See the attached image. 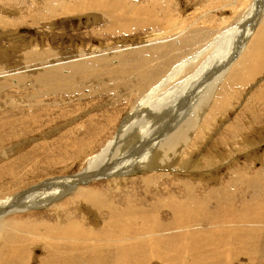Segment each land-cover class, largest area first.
Returning <instances> with one entry per match:
<instances>
[{"label": "rangeland", "instance_id": "rangeland-1", "mask_svg": "<svg viewBox=\"0 0 264 264\" xmlns=\"http://www.w3.org/2000/svg\"><path fill=\"white\" fill-rule=\"evenodd\" d=\"M36 1L37 0H32V1H29V0H18V1L17 0H5V1L0 0L1 2L0 3V14H1L0 16V70H2L3 73L6 72L0 75V82L1 80H3L5 76L9 75V73L18 74V75L19 73L22 74L20 76L14 77V80L22 87V93H21L20 98L18 99V102L16 101V98H17L15 96L16 93H12L10 91L11 89L10 85L8 84V86L6 87L0 84V123L4 125V126L0 125V167L5 166L7 164H12L13 172L15 171L14 172L15 176L18 178V179L17 178L15 179L19 180V181H15V180L11 181L8 177H5L4 175L0 173L1 178H2L0 179V195H1L0 205H2L3 202H4L3 205L7 202L9 205V203L11 204L12 200L17 198V200L19 201L21 200L20 202L26 209L29 208L27 212H12V211L8 212L7 215H5L3 219L5 224H9L13 222L21 223V222H26V221H32L34 219L36 220L42 219L43 222L47 223L56 216L55 212L61 213L63 211V208H62L63 206H66V207L72 206L75 201L74 197L77 198L78 194L80 192H84V190L85 191L89 190L92 192H104L107 189H109V192L106 194L107 196L103 195L107 199H110L112 197V194L119 195V193L123 194L127 191H131L132 189L135 190L136 192H139L142 188L140 184L141 182L140 178L142 177L155 178L158 176L164 177L167 175L168 177H175V178L180 177V178L185 179V183H181V184H189V183L199 182L200 180H204L207 188H214V187L217 188L218 187L219 189H225L229 187V184L232 183L231 187L223 192L224 201H221V203L219 204H215V201H213L212 203H209V201L189 200L185 198H180V200L184 201L189 206L196 205L199 203L203 204L207 207V210L203 212L204 220L201 221L198 215H194L192 218L194 226L188 229H183L180 227L177 232H175L176 227L189 222L188 216L181 213L182 212L181 210H180L181 212L177 211L175 208L171 210L172 211V216H171L170 212L164 208V203L170 199L168 196V192H165L163 188H157L151 195L153 197V203L155 207V212L153 213L155 223L146 230H137L135 232L129 231L125 233L124 236L126 238H129L131 237V235H134L141 240H150L154 243V246L152 247L154 251L153 257L150 259L140 260L139 264H172L173 260H179L187 264H203L204 262L199 259V253L201 251L204 252V260L206 261L207 264H236L233 259L238 256L233 257V258L225 256L223 254L224 252L223 248L218 246L214 238L217 235V233L221 230V227H222L221 221H224V222L226 221V222L233 223L234 225H237L233 227L242 228L244 225H246L243 227V229L247 231V228H248L247 226H250L253 223L255 224L256 222H260L262 221L261 219H264V115H263L264 114V109H263L264 97L260 98L261 94L262 96H264L263 95L264 89L261 88V85L264 82V72H261V74L257 77V79L253 80V82L250 83V85H247L242 90V92H240V94L237 96V99L235 101H232L228 109L223 113L224 115L221 114L219 116H216L213 119L215 121L214 122L212 121L209 123L210 128H208V130L206 131H203L204 134L203 133L199 134V138L203 136V140L198 141L199 142L197 144L198 148L195 149L190 159H187L185 161H180L176 156H172L171 154L166 160L162 157L157 161L158 157L154 159L153 156L155 155V153L153 154L151 153V152H155L156 150L155 147H153L154 144L146 142L145 146L142 145L141 142H143L142 141L143 139H141V136L137 135L139 137L136 136V138H134L135 141L132 143V145L128 149L129 153H125L126 155L125 154L123 155L122 151H118L115 154L116 156L114 155L115 156L113 157L114 159L111 160V161L115 160L113 161L114 165H118L120 167V168L118 167L120 170L118 169L116 170L115 175L102 176V178H100L101 180L92 179L89 183H86L87 185L84 183L83 184L81 183L82 185L81 184L77 185L79 190L77 189L78 191H75V193L77 192L76 194L74 192L73 193H61L60 195L57 196V198L53 199L54 203H51L50 205L46 206V208L45 206H42V207L36 206V208L28 207V204L24 202L26 199L24 198V196L28 193L30 194L32 190L38 187H41L42 190L45 191L47 184L52 185L53 188H61V185L59 183H62V182L63 183L65 182L63 186L68 185L67 182L70 177H72L73 175L74 176L78 175L85 170V168L87 167L88 158L98 156L100 153L104 151L105 146L108 145L110 142L111 143L114 142L115 144L117 143L121 145L122 139L120 140L118 138L121 137V134L119 132V127L122 124V122H124L126 118H130L131 115L136 112V110L141 108L140 103L146 101V103L148 102L147 104L150 105L154 103V101H156L155 102L156 103L155 106H156L158 103L161 102L159 99L156 100L155 96H151L147 93H150L151 90L157 88L166 80V77L163 76L165 73L166 74L168 73L167 75H169L174 67L176 68L180 67L179 65L182 63L183 58L186 59L185 61L187 62L188 61L187 59L189 58L191 59L192 56H195L196 54L203 52V50L206 48H211L208 51V53L205 54L204 56L201 55L197 57L196 60L189 62L188 63L189 66H187V68L185 69L186 71L183 70L182 75H180L181 79L179 78L178 80L177 79L173 80L170 83V85L166 87V90L168 89L171 90L173 87H175L179 83L184 82L187 79V77L194 74V71H196L197 67L198 68L204 67V65L207 66V64L213 65L215 63L217 64L219 61H223V66L221 68H217L216 64L212 66L211 73L207 77L208 79L212 77L213 73H219L220 71L225 69L228 65L227 61L229 59L228 58L222 59L220 57L222 53L219 52L220 46L218 45H220V43L221 44L226 43L227 45L229 44L228 46L230 49L228 51L229 52L228 55L232 54L231 57H233L236 51V48H237L236 45L239 42L241 43L242 41H245L247 39H248L247 42H249V40L253 38L254 34L256 33L255 30H257V27L259 26V24H261V22L263 23L264 21L263 18L260 19L261 17H264L261 12L264 8V0H244V5L242 8L235 7L234 9H231V6L228 3L225 4L223 0H212V1L211 0H171L169 4L170 8L168 10L171 12H175L173 15H178L179 13L181 15L177 19L176 17H173V20L171 21L172 23L173 21L175 22V24L173 25L178 26L180 20L185 19L187 20L186 29L189 28V26H191L193 29L191 28L187 30L185 29L183 33L182 31L178 33L177 31L174 32L173 30H171L170 36L172 40H169L168 43H171V44L173 43L172 45L171 44L169 45V48L170 50L173 49L174 51L168 50L166 52L160 50L159 47H161V45L159 44L160 43L159 40L157 41L153 40L154 38L152 37V35L155 34L157 25L153 26L155 29V32H152L146 29L140 30L141 28L139 27V24H137L139 21H144L145 19L146 20L154 19V18H149V17H152V15L146 18L145 16H142V15L130 16L129 21L130 23L131 22L132 23L131 25L129 24V22L127 23L128 26L126 25L127 27V28L125 27L126 30L122 31L121 28H117L116 31L110 30L108 33V31L107 32L105 31V23L108 21H111L109 16L101 10L95 14H90V16L87 15L86 7H85L86 0H57L56 2H49L51 3L49 4L50 11L45 10V9L37 10L36 6L31 7L30 4L34 2L38 4L47 2V0H38L37 2ZM147 1L148 0H123L124 3L129 2L133 4H138V5L142 3V6H143L142 8H146L144 6ZM230 1H233V0H230ZM11 3H13V5ZM250 4L251 6L249 7ZM210 5H212L213 7ZM224 5L225 6L227 5L228 7L227 6L225 7ZM67 7H70L68 8L69 11ZM61 9L63 10L62 12H60ZM219 11H221V14L223 13L222 16ZM20 12L22 13L20 14ZM56 12L58 13V16ZM60 13L61 14L63 13V16H61ZM210 14L212 15L210 16ZM30 16L33 18L31 19ZM72 16H75V17H72ZM215 16L217 19L215 18ZM210 17L212 19H209ZM3 18H7L9 20H16V19L21 18L20 20L21 21L23 20L22 21L23 23L20 21V23H18L20 25L15 24L11 27H8V26L3 25L2 23ZM34 18L35 19L39 18L38 19L39 23L33 25L34 23L33 21H35ZM138 18H139V21H137ZM192 18H194V20ZM229 18L230 20H232L231 22ZM210 21L212 22V24ZM48 22L50 24H48ZM117 23H119L118 25H122L124 23V20H120ZM220 23H222L223 25ZM254 23L256 25L255 28L253 25ZM256 23L257 24L259 23V24L257 25ZM195 25L197 26L195 27ZM243 26L246 28L245 30H243L244 28ZM133 27L134 29H132ZM203 29L204 30L208 29V30L204 31ZM213 29L215 32L213 31ZM89 30H94V32L87 33ZM2 33L4 34L2 35ZM211 33L212 34L214 33V34L212 35ZM235 34H237L238 36ZM239 35L241 36V38ZM102 36H104L106 39H104V37ZM174 37H177V39H174ZM216 39L220 41L216 42ZM24 41L26 42V45ZM33 43L40 45V49L43 48L45 50H49L50 55H56L54 58L55 61L50 62V64L46 63L44 65V68L42 66L41 68H35L33 70L23 69L22 64L20 63V61H18L19 59L17 60V57L19 55L17 56V54L15 55L14 53H16V51L17 53H19L18 51L21 46L23 47L25 51L28 49H31V44ZM13 45H17L18 48L17 46H13ZM153 45L156 47H153ZM214 45L215 47H213ZM233 45L235 47L233 51L230 52ZM179 46L181 47L179 48ZM152 48H156L157 50H159L158 53L156 52L152 53L150 52V50H148ZM14 49L15 50L17 49V50L14 51ZM216 50L219 53H217ZM21 51H23L22 48L20 52ZM180 51L183 54L186 53L185 54L186 56L184 57L183 54H180L181 53ZM176 52H178L179 54L177 55ZM212 53L213 54L216 53L215 54L216 59L219 54L217 62L211 61L209 59L213 55ZM158 54H159V57H158ZM126 55H131L127 58L128 60L123 59V56H126ZM141 56L144 57L145 59L155 58L156 56L157 58H160V60L158 59L155 63H153L154 67L156 65V69L151 70L150 75L148 74L147 67L144 64H140L139 62H133L138 59L136 57H141ZM172 56L173 57L175 56L174 57L175 60H173ZM177 56L179 59L177 58ZM15 58L17 61L14 60ZM81 59H87L84 62L91 64V65L95 64L98 59L108 60L106 61L107 63L106 62L99 63V65L102 66V68L99 67L98 64H96V66L98 67V70H103V73L101 76L102 80H103V77H105L106 75L110 73L109 70L111 68H119L126 61L132 60V62L134 63V66L128 70H123L119 74H115V75H118V78H117L118 80H116L117 82L116 81L114 82V79H116V77L112 78V80L109 79L111 83L105 82V81L104 83L100 81L97 82L96 80L93 81L90 78L91 80L89 79V85H88V82L84 85L81 82L78 84L80 88L78 91L71 90L70 87L64 86L63 89L67 93V98L65 96L59 97V95L57 94L55 96L51 94L53 96L52 98L49 94L48 95L45 94L40 100H33L34 109L28 106V103H26L25 101V93L27 94L28 92H25L24 84H30L32 86H40L45 89V85L42 82L37 81L34 78H32L33 74L37 72V74L33 75V77H35L36 75H38V73H41L42 70L43 71L47 69L49 70L50 68H53L56 65H58V69L59 68L63 69L62 74H60L61 71L59 70V79L61 80L60 77H63V76H70V79L75 78V80H73L74 82L70 81L71 84L72 83L76 84V81L79 78V75H76L75 77L72 74L71 75L73 77L69 75L70 67H72L73 65L79 64V62H81L79 60ZM251 60L257 61L258 63L264 66V57L263 58L254 57ZM15 62H16V65L14 64ZM158 62H161V63L158 64ZM126 63H129V62H126ZM163 66L166 68L165 71H164ZM45 67L46 68L48 67V68L46 69ZM261 70L263 71L264 68H262ZM152 73H153V76H152ZM155 74L156 75L161 74V75L158 78H156L157 76ZM27 75L30 76L31 78L30 79L24 78ZM162 76H163V79H161L156 85L152 86ZM259 80H261L262 82L259 85H255L256 82ZM112 82L114 84H112ZM126 82L128 83L124 85ZM59 83L60 82H58V84ZM108 83H110L111 85L109 86ZM106 84L108 85V88L104 90L106 88ZM116 86H119V87H116ZM88 87H90L91 89ZM253 87H254V90H253ZM135 89L137 91L139 90L140 92L139 91L137 92ZM144 89L146 91H144ZM248 91H249V94H247ZM194 92L195 90H193V93ZM90 93H92L93 95L92 94L90 95ZM142 93L144 97L146 98V100L145 98H143ZM186 96L187 95L184 93L185 99H186ZM194 98H195V94H193L190 97L189 101L187 102L189 105L187 106H190V105L192 106ZM133 99L134 101H132ZM180 99L182 100V97ZM64 100L68 104L63 103L62 101ZM247 100H250V101H247ZM53 102L55 103V105ZM64 104H66L67 107L70 108L68 113L62 107H58L56 109H53V108L48 109L49 105H52L53 107H57L60 105L66 106ZM249 104L252 106H250ZM11 105L18 108V114L11 115L8 113V110L9 108H11ZM109 109L111 111H109ZM146 109H148V107L147 108L145 107L142 109V114H144V112L146 113ZM255 109H258V110H255ZM59 113H61L62 116L65 117V119L67 120L65 121L64 118H61ZM34 114H37L40 116H42L43 114H49L50 116L43 117V123L41 124H38L39 122L37 121L35 127H25L24 122L21 120V118L29 117ZM201 115L202 114H199L198 116L199 120L200 121L206 120V118L203 119L204 116L203 115L201 116ZM112 116H114L117 119H115ZM51 118L52 119L54 118L56 121L54 123H50L52 122ZM158 118H159V114L155 113L152 116L151 120L157 121ZM217 118L219 120H216ZM110 119H113V120H110ZM137 119H139L138 114H136V116L131 121L130 120L129 121L134 122ZM146 120L147 119L140 118V120L138 121L139 126L146 123ZM200 121H197V122L199 123ZM165 124L162 123L153 131L160 133ZM107 126L110 129L107 128ZM107 133H109L110 135ZM136 134L137 132H135V128H133L131 131L128 132V135L125 136L124 138L131 136V135L134 136ZM107 137L108 138L110 137V139H108ZM244 137L246 138L248 137L247 138L248 140L247 139L245 140ZM139 138L141 141L139 140ZM186 138L189 140H193V139H197L198 137L194 135H190V136H187ZM242 138H244V141H242L243 140ZM156 142H159V140ZM36 144L37 145L47 144L48 150L50 152L48 151L46 155H44L45 153L34 154L33 156L31 155V158L26 161L21 160L22 158L21 154L25 156L26 154L30 153L33 146L34 145L37 146ZM72 145L74 146L72 148L73 150H70ZM118 147L120 146L118 145ZM116 148L113 145L109 149L110 151L107 152V155L104 158L102 167H100L102 168L100 169L101 171L100 173L102 175H105V172H106L105 162L108 160L109 156L111 155L110 153H113ZM144 148H145V151H142L144 150ZM58 150H62V152L60 151L57 152ZM81 153L83 154L81 155ZM43 155L45 158H43ZM122 155H123V158H122ZM148 155L150 156V159L152 160L154 159V161L150 163L148 160L149 163L146 162L147 163L146 164L144 163V157ZM135 158H137L138 160V162L137 161L136 162L138 163L139 167H135V165H132L131 161ZM111 161L108 163V165L113 163ZM164 162H168V163L165 165ZM93 173L99 175L98 169H97V172H93ZM144 173L146 174V176L144 175ZM212 177L216 179L213 180ZM127 179L129 182L127 181ZM120 180L122 182H128V183H122V185H120V191H118V187L114 183L116 181L119 182ZM169 185H170V182L167 183L168 187ZM29 189L31 191H29ZM244 192H247L249 197L247 198L241 197L240 195ZM2 194L4 197L2 196ZM20 194L21 196L23 195L24 196L23 198L19 199V197H21L19 196ZM11 198H14V199H11ZM221 200H223V198ZM253 201H255L254 202L255 205L251 203ZM246 203H248L247 205L249 208L247 207ZM213 205H214V208H212ZM31 209H33L34 211ZM247 211H249L250 213H248ZM227 212L229 213L227 214ZM240 215L243 217H241ZM252 215H255L254 219ZM34 216H39L40 218L38 219ZM260 217L262 218L258 220V218ZM63 218L70 219L78 225L77 234L75 235L78 238H72L75 240H79L83 236L84 237L86 236L85 230L79 227L80 224L90 221V220H91L90 223L94 222L93 220L94 216L91 213H84L80 215V213L76 210V207H72L67 213L63 214ZM249 221L251 223H248ZM260 227H261V224L258 227L259 230H260ZM50 230L52 231L53 229H50ZM246 233L248 232H242L237 237L244 240L248 238L251 239V237L253 236V239H251V242L253 241V243H256V244L248 243V241H250V239H248L247 242L245 241L243 245H240L242 247L244 246V249L246 250L245 253L248 252L246 254L247 257L246 255H244V259H245L244 264H248V259L250 260V257H252V262H253L252 264H257V263L264 264V240L260 239L259 234L253 235V233L252 234L251 233L246 234ZM224 234L225 233H223L222 236ZM61 235L67 236V237L74 236L73 234H70L69 231L67 230L61 231ZM197 238H199L204 243L205 247L200 243V240ZM88 242L90 243L91 240H89ZM171 242H173L174 244H171ZM259 242H262L263 244L260 243V246H258ZM69 244H73V243H69ZM238 247L239 246H231L232 251L231 250L229 251L233 253V255H236L235 253L240 254L241 252H238ZM242 247H239V248H242ZM248 247H250L249 250H248ZM34 248H35L34 252L36 254L35 256L41 255L40 250L43 249V245H36ZM253 248L255 250L257 249L256 252L254 251ZM143 249L146 250L147 248L144 247ZM0 250L3 252L4 248H0ZM89 254H90V251L87 255L76 253L75 257L77 258L78 264H85V259ZM254 258H257V260ZM108 263L109 264H123V262L119 260L110 261ZM0 264H6V261L0 258ZM34 264H39V263L35 261ZM125 264H131V263L126 259Z\"/></svg>", "mask_w": 264, "mask_h": 264}, {"label": "bare ground", "instance_id": "bare-ground-1", "mask_svg": "<svg viewBox=\"0 0 264 264\" xmlns=\"http://www.w3.org/2000/svg\"><path fill=\"white\" fill-rule=\"evenodd\" d=\"M29 1H32V0H29ZM56 1L57 0H47V2H43L40 4L35 3V2L34 3L30 2L31 3L30 6L31 7L36 6L37 10H41V9L49 10V8H50L49 4H51L49 2H56ZM170 1L171 0H148L146 2V4L144 2V4H145L144 7L148 8V9H146V8H142L143 7L142 3H140L139 5L129 3V2L124 3L123 0H86L85 7H86V14L89 16H90V14H95V13L99 12L100 10L105 12L109 16L111 21H108L105 23V31L106 32L108 31V33L110 30L116 31L117 28H121L122 31L126 30L125 27H126L127 23L129 22L130 25L132 23V22L130 23V21H129L130 16L142 15V16H145V18H146V17H149L152 15V17H149V18H154V19L146 20L143 17L145 20L139 21V18H138L137 21H139V22L137 24H139V27L141 28L140 30L146 29V30L152 31V32H155V29L153 26L157 25L156 32H155V34L152 35V37L154 38L153 40H156V41L159 40L160 41V43H159L161 45V47H159L160 50L166 52V51L170 50L169 45L171 43H168V41L172 40L171 36H170L171 30H173L174 32L177 31L178 33L182 31V33H183V31H185V29L187 27V25H186L187 20H185V19H181L178 26L173 25V24H175L174 21H173V23L171 22L173 20V17H176V19H177L181 15H180V13L178 15H173L175 12H171L168 10L170 8L169 7ZM223 1L225 2V4L228 3L231 6V9H234L235 7L236 8H240V7L242 8L244 5V0H233V1L223 0ZM220 3H221V1H220ZM11 4L13 5V3H11ZM16 4H18V3H16ZM63 4H65V3H63ZM210 6H212V5H210ZM250 6H251V4L249 5V7ZM68 8H70V7H67V9ZM5 9H6V7H5ZM7 9H9V8H7ZM226 9H228V8H226ZM13 10H15V9H13ZM32 10H33V8H32ZM184 10H186V9H184ZM215 10H217V9H215ZM54 11H56V10H54ZM62 11L63 10L61 9L60 12H62ZM68 11H69V9H68ZM219 12L221 14V11H219ZM261 12H262V15L264 16V8ZM21 13L22 12H20V14ZM67 13H69V12H67ZM2 14H4V13H2ZM64 14H66V13H64ZM27 15H29V14H27ZM36 15H37V13H36ZM162 15H164V16H162ZM211 15L212 14H210V16ZM222 15H223V13L221 14V16ZM0 16H1V14H0ZM57 16H58V13H57ZM61 16H63V13L61 14ZM10 17H12V16H10ZM72 17H75V16H72ZM185 17H187V16H185ZM21 18L16 19V20H9L7 18H3L2 23L5 26L11 27L15 24L17 25L18 23H20ZM32 18L33 17H31V19ZM215 18H216V16H215ZM262 18L264 20V17H261L260 19H262ZM38 19H35V21H33L34 22L33 25L39 23ZM46 19H48V18H46ZM192 19L194 20V18H192ZM209 19H212V18L210 17ZM260 19H259V21H260ZM120 20H124V23L122 25H118L119 23H117ZM229 20H230V18H229ZM231 21L232 20H230V22ZM49 22H48V24H50ZM256 22H257V20H256ZM222 23H223V21H222ZM222 23H220V24H222ZM211 24H212V22H211ZM224 24H226V23H224ZM18 25H20V24H18ZM253 25L255 28V26H256L255 23ZM196 26L197 25H195V27ZM243 27H241V28H243ZM130 28H128V29H130ZM190 28L193 29L191 26H189V28H187V29H190ZM132 29H134V27ZM132 29H130V30H132ZM239 29H240V27H239ZM245 29L246 28L244 27L243 30H245ZM206 30H208V29H206ZM206 30H204V31H206ZM50 31H52V30H50ZM53 31H55V30H53ZM213 31H214V29H213ZM255 31H256V33L254 34L253 38H251L249 40V42H247L248 39L245 41H242L241 43L238 41L239 43L236 45L237 48H236V51H235L233 57H231L232 54L228 55V53H229L228 51L230 49L228 46L229 44L227 45L226 43L225 44L220 43V45H218V46H220L219 52L222 53V54L220 53L221 54L220 57L222 59L223 58L229 59L227 61V64H228L227 67L225 69H223L222 71H220L219 73H213L211 78H209V79L207 78L208 75L211 73L212 66L215 65L216 63L213 65L207 64V66L204 65V67H199V68L197 67V69L194 67L196 69V71H194V74L187 77V79L184 82L179 83L178 85H176L173 88L171 87L172 88L171 90L170 89L166 90V87H168L173 80H176V79L178 80L180 78V75H182L183 70L186 71L185 69L187 68V66H189V64H188L189 62L196 60V58L201 56V55L204 56L205 54L208 53V51L211 48H206L203 50V52H200L196 55L194 54L195 56L191 55L192 58L191 59L189 58L190 61H189V59H187L188 61L186 62L185 61L186 59L183 58L182 63L179 65L180 67H177V68L174 67L173 70L171 69L172 71L170 72L169 75H167L168 73L167 74L165 73L163 76L166 77V80L160 86L151 90L150 93H147L151 96H155L156 100L159 99L161 102L160 103L157 102V103L160 105L157 104L155 106L156 101H154V103L148 105L147 104L148 102L146 103V101L143 100L144 102L141 101L142 103H140L141 108L136 110V112L134 114H132L130 118H126V120L124 122L121 121L122 124L119 127V132L121 134V137L118 138L120 140L122 139L121 145L117 144V143L115 144L114 142H112V143L110 142L108 145L105 146L104 151L102 153H100L98 156L90 157L88 159L86 158L87 159V167L85 168V170L78 175H75V176L73 175L72 177H70L68 179V182H67L68 185H66V186H63V184L65 182L64 183L62 182V183H59L61 185V188H53L52 185H48L46 183L47 185H46L45 191L42 190L41 187L35 188L32 191L29 189V191H31L30 194L28 193L25 196L23 195L24 198H26L24 202L26 204H28V207H30V208H36V206H40V207L45 206V208H46V206L50 205L51 203H54L53 199L57 198V196L60 195L61 193H73V192L75 193V191H78L79 189H78L77 185H79L81 183L86 184V183H89L92 179L97 180V179L102 178V176L115 175L116 170L117 169L120 170L119 169L120 167L118 165H114L113 161H115V160H113V161H111V160L114 159L113 157L116 156L115 154L118 151H122L123 155L125 153H129L128 149L130 148L132 143L135 141L134 138H136L137 135L141 136V139H143L142 140L143 142H141L142 145L145 146L146 142L154 144L153 147H155L156 150H155V152H151V153L152 154L155 153V155L153 157H154V159L158 157L157 161L162 157L166 160L171 154H172V156H176L180 161H185L187 159H190V157H191V155H193V152L195 151V149L198 148L197 147V144L199 143L198 141L203 140V136L201 138H199V134L203 133V131L208 130V128H210L209 123L212 121L214 122L215 120H213V119L216 116L223 114L228 109L230 103L237 99V96L240 94V92H242V90L247 85H250V83H252L253 80L257 79V77L261 74V72H264V70L263 71L261 70L262 68H264V66L262 64L258 63L257 61L251 60L254 57H257V58H263L264 57V21H263V23L261 22V24H259V26L257 27V30H255ZM92 32H94V30H89L87 33H92ZM221 32H223V31H221ZM142 33H143V31H142ZM186 33H184V34H186ZM3 34L4 33H2V35ZM85 35H87V34H85ZM176 35H178V34H176ZM235 35H237V34H235ZM227 36H229V35H227ZM102 37H104V36H102ZM22 38H21V40H22ZM240 38H241V36H240ZM104 39H106V38L104 37ZM174 39H177V37H174ZM179 40H177V41H179ZM218 41H220V40L216 39V42H218ZM19 42H21V41H19ZM38 43H40V42H38ZM25 45H26V42H25ZM13 46H17V45H13ZM149 46H151V45H149ZM149 46H148V48H149ZM157 46H159V45H157ZM153 47H156V46L153 45ZM180 47L181 46H179V48ZM213 47H215V45ZM234 47L235 46L233 45L230 52L233 51ZM17 48H18V46H17ZM21 48L23 51L20 52ZM16 50L14 49V51H16ZM148 50H150V52H152V53H155V52L158 53V51H159L156 48H152V49H148ZM171 50L174 51L173 49H171ZM18 52L19 53H17V51H16V53H14V54L15 55L17 54V56L19 55L17 57V60L19 59L18 61H20V63L23 66V69H25V70H29V69L33 70L35 68H41L42 66L44 68V65L46 63L50 64V62L55 61L54 58L56 56V55H50L49 50H45L43 48L40 49V45H38L36 43L31 44V49H28L26 51L21 46L19 48ZM216 52H217V50H216ZM219 52H217V53H219ZM176 53H177V55L179 54L178 52H176ZM173 54H174V52H173ZM180 54H183V53L181 52ZM185 54H183L184 57L186 56ZM215 54L216 53H214L209 59L211 61L217 62L219 54L217 56V59L215 57ZM129 56H131V55L123 56V59L128 60L127 58ZM160 56H161V54H160ZM158 57H159V54H158ZM162 57H163V55H162ZM174 57H173V60H175ZM214 57L216 60L214 59ZM136 58H138V59L133 61V62H139L140 64H144L147 67L149 75L151 74V70L156 69V65L154 67L153 63H155L158 59L160 60V58H157V56L155 58H150V59H145L142 56L136 57ZM177 58H178V56H177ZM129 59H131V58H129ZM14 60H16V58ZM85 60H87V59H81V60H79V61H81V62H79V64H76V65H73L72 67H70L69 75L72 74L74 77L76 75H79V78L77 79L76 84H73V83L71 84L70 81L75 80V78L70 79V76H63V77H60L61 80L59 79V70L61 71L60 74H62L63 69H61V68L58 69V65H56L53 68H50L49 70L47 69L48 67L47 68L45 67L47 70H45V69H44L45 71L42 70L43 72L41 71V73H38V75H36L35 77H33V75L37 74V72L36 73L34 72L35 74L32 75V78H34L37 81L42 82L45 85V89L40 87V86H32L30 84H24L25 92L29 93V95H28V93L27 94L25 93V101H26V103H28V106L34 109L33 100H40L45 94H47V95L49 94L52 98H53V96L51 94H53L54 96L57 94V95H59V97L65 96L67 98V93L63 89L64 86L70 87L71 90L78 91L80 89L78 84L81 82L84 85L88 82V85H89V79L90 78L93 81L96 80L97 82L100 81V82L104 83V81H105V82L111 83V81H109V79L112 80V78L116 77V79H114V82H115L116 80H118L117 79L118 75H115V74H119L123 70H128L134 66V63L132 62V60L126 61L129 63L124 62V64L119 68H111L109 70L110 73L108 75H106L105 77H103V80H102L101 76H102L103 70H98V67L96 66V64L99 65V63H105L108 60L98 59L96 61V63L93 65L84 62ZM159 63H161V62H158V64ZM14 64L16 65V62ZM10 66H8V67H10ZM107 66H108V64H107ZM216 66H217V68H221L223 66V61H219L216 64ZM99 67L102 68V66H100V65H99ZM163 68L165 71L166 68L164 66H163ZM18 72H16V73H18ZM4 73H6V72H4ZM4 73L2 70H0V75H2ZM161 74H159V75L155 74L157 77L155 75L154 76L156 78H158ZM20 75H22V74L19 73V75H18V74L9 73V75L5 76L3 78V80H1V82H0V84L4 85L6 87L8 86V84L10 85V88H11L10 91L12 93H16L15 96L17 97L16 98L17 102L21 96L22 87L14 80V77L20 76ZM152 76H153V73H152ZM163 76L160 79H158L152 86L156 85L161 79H163ZM108 77H110V78H108ZM24 78L30 79L31 77L27 75ZM58 82H60V83L58 84ZM261 82L262 81L259 80L256 82L255 85H259ZM110 83H108L109 86L111 85ZM127 83L128 82H126L124 85H126ZM112 84H114V83L112 82ZM91 85H92V83H91ZM108 85L106 84V88L104 90H106L108 88ZM116 87H119V86H116ZM88 88H90V87H88ZM261 88L264 89V82L261 85ZM132 89H133V87H132ZM141 90H143V89H141ZM193 90H195L194 93H193ZM253 90H254V87H253ZM144 91H146V90L144 89ZM162 93H163V95H162ZM184 93L187 95L186 99L184 98ZM261 93H263V92H261ZM91 94L92 93H90V95ZM138 94H140V93H138ZM191 94L192 95L195 94V98L193 100L192 106L191 105L187 106V105H189L187 102L189 101L190 97L192 96ZM247 94H249V91L247 92ZM142 95H143V93H142ZM243 95H244V93H243ZM120 96H122V95H120ZM260 96H259L260 98L264 97V96H262V94ZM181 97H182V100L180 99ZM135 98H137V97H135ZM143 98H145L144 95H143ZM145 100H146V98H145ZM178 100H179V102H178ZM185 100H187V101H185ZM132 101H134V99ZM247 101H250V100H247ZM252 101H253V99H252ZM62 102L67 103V102H65V100ZM258 104H259V102H258ZM54 105H55V103H54ZM64 105H66V104H64ZM111 105H113V104H111ZM250 106H252V105H250ZM58 107L64 108L67 113L70 109L67 107V105L66 106L60 105L57 107H53L52 105H49L48 109H50V108L56 109ZM117 107H119V106H117ZM145 107L146 108L148 107V109H146V113L144 112V114H145L144 115V114H142V109ZM255 108H257V107H255ZM263 109H264V107H263ZM255 110H258V109H255ZM259 110H261V109H259ZM109 111H111V110L109 109ZM140 112H141V114H140ZM253 112H255V111H253ZM8 113L11 115L18 114V108L11 105V108H9ZM106 113H108V112H106ZM155 113L159 114V118L157 121H152L151 118ZM136 114H138L139 119H137L134 122H130L136 116ZM199 114H202L204 116L203 119L206 118V120L200 121L198 118ZM59 115L61 116V118H64L65 121L67 120V119H65V117L62 116L61 113H59ZM16 116H18V115H16ZM49 116H50L49 114H43L42 116L34 114V115L29 116V117H23V118H21V120L24 122L25 127H35L37 121L39 122L38 124H41V123H43V117H49ZM114 116H112V117H114ZM140 118L147 119L146 123H144L142 125L140 123L141 126H139V123H138ZM107 119H109V118H107ZM113 119H110V120H113ZM115 119H117V118H115ZM260 119H262V118H260ZM48 120H50V119H48ZM216 120H219V119L217 118ZM51 121L52 122H50V123H54L56 120L53 118ZM197 121H200V122L198 123ZM114 122H115V120H114ZM144 122H145V120H144ZM162 123H164V124L166 123V124L163 126L162 131L160 133L153 131ZM0 125L4 126L2 123H0ZM113 125H114V123H113ZM216 125H218V124H216ZM212 127H214V126H212ZM107 128H109V127L107 126ZM133 128H135V132H137V134L134 136L131 135V136L124 138L125 136L128 135V132L131 131ZM160 129H161V127H160ZM109 133H107V134H109ZM235 133H237V132H235ZM130 134H131V132H130ZM190 135H194L198 138L193 139V140H189L186 137L190 136ZM139 136H137V137H139ZM244 138L246 140L248 137L247 138L244 137ZM244 138H242L243 139L242 141H244ZM108 139H110V137ZM105 140H104V142H105ZM139 140H140V138H139ZM158 140H159V142H156ZM73 141H75V140H73ZM140 141H139V143H140ZM58 143H60V142H58ZM79 145H81V144H79ZM113 145L115 146V148L116 147L117 148L114 150L113 153H110L111 155L109 156L108 160L106 159L107 160L105 162L106 163V165H105L106 166L105 167L106 172H105V175H102L100 173L101 172L100 169H102V168H100V167H102V164L104 162V158L106 157L107 152L110 151L109 149ZM118 145L120 147H118ZM73 147L74 146L72 145L71 149L69 147L68 148L70 150H73L72 149ZM140 148H139V150H140ZM48 151L49 150H48L47 144H40L37 146L34 145L33 148L31 149L30 153L26 154L25 156H23V154H21L22 155L21 160L26 161V160L31 158V155L33 156L34 154L45 153L44 155H46ZM59 151L62 152V150H58L57 152H59ZM142 151H145V148ZM82 154L83 153H81V155ZM44 155H43V158H45ZM123 155H122V158H123ZM139 155H141V154H139ZM227 155H229V154H227ZM222 157H220V158H222ZM124 158H125V156H124ZM137 158H135L131 161L132 165H135V167H139L138 163H137L138 162ZM154 159L153 160L150 159L149 155L145 156L144 157V163L148 162V160L150 163H152L154 161ZM12 160H13V158H12ZM15 161H16V159H15ZM110 161L113 163L108 165V163ZM213 161H215V160H213ZM164 163L166 165L168 162H164ZM48 166H49V164H48ZM151 167H153V166H151ZM140 168H139V170H140ZM148 168H150V167H148ZM97 169L99 171V175L93 173V172H97ZM14 172H13L12 164H7L5 166L0 167V173L2 175H4L5 177H8L11 181L12 180L19 181V180L15 179L17 177L15 176ZM145 173H144V175L146 176ZM1 174H0V179H2ZM147 175H149V174H147ZM152 175H153V173H152ZM171 175H173V174H171ZM174 176H176V175H174ZM216 178L212 177L213 180ZM119 179H121V178H119ZM108 180H109V178H108ZM140 180H141L140 184H141L142 188L140 191L138 190L139 192H136L135 190L132 189L131 191H127L123 194L119 193V195L112 194V197L110 199H107L106 197L103 196V195L107 196L106 194L109 192V189H107L104 192H92L89 190H86V191L84 190V192H80L78 194L77 198L74 197L75 201H74L72 206H69V207L63 206L62 207L63 211L61 213L55 212L56 216L47 223L43 222L42 219H39L40 218L39 216H34V217L38 218L39 220L34 219L32 221H26V222L20 221L21 223L13 222V223L5 224L3 219H4V216L7 215L8 212H11V211L12 212H27L29 208L26 209L22 205V203L20 202L21 200L19 201V200H17V198L16 199L11 198L14 200H12L11 204L9 203V205H8V202L3 205V203H4L3 202L2 205H0V248H4V251L2 252L0 250V258L5 260L6 264H34L35 261L38 262L39 264H57V263L58 264H78L77 258L75 257L76 253L82 254V255H87L90 251V254L85 259V264H109L108 262L115 261V260L122 261L123 264H125L126 259L131 264H139L140 260L150 259L153 257L154 251H153L152 247L154 246V243L150 240H141L134 235H131V237L126 238L124 236V234L129 232V231L135 232L137 230H146L155 223V220L153 217V213L155 212V207H154V203H153V197L151 195L157 188H163L165 192H168V196L170 199L164 203V208L170 212L171 216H172L171 210L173 208H175L179 212L182 211L181 213L188 216L189 222L176 227L175 232H177L180 227L183 229H188V228L194 226L193 220H192L194 215H198L200 217L201 221L204 220L203 212L207 210V207L203 204L199 203L196 205L189 206L184 201L180 200V198H185V199H189V200L209 201V203H212L213 201H215V204H219V203H221V201H224L223 192L225 190L229 189L232 185V183L229 184V187H227L225 189H219L218 187L217 188H215V187L214 188H207L204 180H200L199 182H194V183H189V184H181V183H185V179L180 178V177H178V178L168 177V175L164 176V177L158 176L155 178H144V177H142V178H140ZM117 181L114 184L117 185L118 191H120V185H122V183H128L129 182L128 179H127L128 182H122L121 180L119 182H117ZM215 181H217V180H215ZM169 182H170V185L168 187L167 183H169ZM83 186H85V185H83ZM27 192H28V190H27ZM2 196H3V194H2ZM19 196H21V194ZM23 196L19 197V199L23 198ZM240 196L244 197V198L249 197L247 192L242 193ZM222 198H223V200H221ZM254 202L255 201H253L251 203L254 204ZM247 204L248 203H246V205ZM14 207H16V208H14ZM72 207H76V210L80 213V215H82L84 213H91L94 216V219H93L94 222L90 223V221H91L90 220V221L84 222V223L79 225V227L84 229L85 233H86V236L85 237L83 236L79 240L72 239V238H78L75 236L77 234L78 225L70 219H64L63 218V214L67 213ZM247 207H248V205H247ZM203 208H205V209H203ZM212 208H214V205L212 206ZM242 209H244V208H242ZM31 210H33V209H31ZM36 211H38V210H36ZM247 212L250 213L249 211H247ZM228 213L229 212H227V214ZM232 215H230V216H232ZM241 217H243V216H241ZM252 217L254 219L255 215H252ZM261 218L262 217L258 218V220H260ZM247 220H249V219H247ZM250 220H252V219H250ZM261 220L262 221L256 222L255 224L252 222L253 224H251L250 226H247L248 228L245 227V228H247V231L243 229V227L246 225H244L242 228L241 227H233V226H237V225H234L233 223H230V222L221 221V223H222L221 230L217 233L214 240L217 242L219 247L223 248V250H224L223 254L225 256H228L230 258L238 256V257L233 259L235 261V263L236 264H244L245 263L244 255H246L248 252L245 253L246 250L244 249V246L242 247L240 245H243V243L245 241L247 242V240L250 238L247 237L248 239L243 240L237 236H239V234H241L242 232H248L251 234L253 233V235L259 234L260 239L264 240V219H261ZM248 223H251V222L249 221ZM260 224H261V227L259 230L258 227L260 226ZM50 229H53V230L51 231ZM55 230H57V231H55ZM64 230L69 231V233L73 234L74 236L67 237V236L61 235V231H64ZM223 233H225V234L222 236ZM248 233H246V234H248ZM243 237H244V235H243ZM255 238H257V237H255ZM197 239H199V238H197ZM251 239H253V236L251 237ZM251 239H250V241H248V243L256 244V243H253V241L251 242ZM87 240L88 241L91 240V242L89 243ZM255 242H257V241H255ZM262 242H259L258 243L259 245L258 244L257 245L260 246V243H262ZM69 243H73V244H69ZM200 243L205 247L204 243L201 240H200ZM232 243H234V244H232ZM171 244H174V243L171 242ZM36 245H43V249L40 250L41 255H39V256H35L36 254L34 252V249H35L34 247ZM231 246L242 247V248L238 247V252H241V253L240 254L235 253L236 255H233V253H231L229 251V250L232 251ZM252 246H250V247H252ZM144 247H146L147 249L144 250L143 249ZM250 247H248V250ZM255 247H257V246H255ZM75 248H76V250H75ZM256 250L254 249L255 252H256ZM251 254H252V252H251ZM250 256H252V255H250ZM246 257H247V255H246ZM199 259L204 262L203 264H207L206 261L204 260V252L203 251H201L199 253ZM254 259L257 260V258H254ZM252 263H253L252 257H250V260L248 259V264H252ZM172 264H187V263L179 261V260H173Z\"/></svg>", "mask_w": 264, "mask_h": 264}]
</instances>
